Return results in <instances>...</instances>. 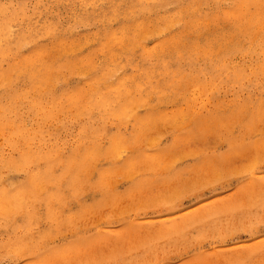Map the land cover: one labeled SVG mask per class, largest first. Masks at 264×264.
Returning <instances> with one entry per match:
<instances>
[{
  "label": "rangeland",
  "instance_id": "374dc122",
  "mask_svg": "<svg viewBox=\"0 0 264 264\" xmlns=\"http://www.w3.org/2000/svg\"><path fill=\"white\" fill-rule=\"evenodd\" d=\"M139 1L0 0V264H264L262 6Z\"/></svg>",
  "mask_w": 264,
  "mask_h": 264
},
{
  "label": "bare ground",
  "instance_id": "6f19581e",
  "mask_svg": "<svg viewBox=\"0 0 264 264\" xmlns=\"http://www.w3.org/2000/svg\"><path fill=\"white\" fill-rule=\"evenodd\" d=\"M98 1V0H97ZM129 1V0H128ZM135 1V0H134ZM137 1H139V0H136V2ZM105 2V1H104ZM125 2V1H124ZM130 2H132V1H130ZM140 2V1H139ZM199 2L200 1H197V0H191L190 2H189V5H187V6H189V8H188V11H192L193 13H195L196 12V6L199 4ZM251 2H252V4L254 3V0H251ZM96 3V2H95ZM107 3V2H106ZM133 3V2H132ZM170 3V2H169ZM237 3V2H236ZM245 3V2H244ZM246 3H248V1L246 2ZM259 3L261 4V6H262V13H260L261 14V16H262V19L261 20H257V21H255V18H252L251 16H249V14H247L241 7H238L235 11H234V13L232 14L233 16H235V17H241V18H244V20H246V22H245V25H247V26H251L252 27V29H255V28H257V29H261V30H263L264 29V0H259ZM137 4V3H136ZM143 4V3H142ZM115 5V4H114ZM128 5V4H127ZM134 5V4H133ZM144 5V4H143ZM145 5H147V3H145ZM236 5V4H235ZM256 5V3H254V5L253 6H255ZM6 6V5H5ZM130 6V5H129ZM186 6V7H187ZM153 7H155V6H151V8H153ZM1 8V7H0ZM116 8V7H115ZM130 8H131V6H130ZM133 8H135L134 10H133ZM132 8V10L130 11V12H132L133 14H134V11L136 12L135 14H137V11H139V10H137L136 9V7H133ZM140 8V7H139ZM144 9V7L143 6H141V9ZM148 8H150L149 6H148ZM235 8V7H234ZM259 8V7H258ZM6 9H7V6H6ZM21 9H22V7H21ZM119 9V8H118ZM142 9V10H143ZM181 9V8H180ZM182 9H184V8H182ZM251 9V8H250ZM15 10V9H14ZM18 10V9H17ZM146 10V9H145ZM153 10V9H152ZM151 10V11H152ZM229 10V9H228ZM231 10V9H230ZM41 11V10H40ZM43 11V10H42ZM176 11V10H175ZM174 11V12H175ZM21 12H23L22 10H21ZM117 12V11H116ZM125 12V11H124ZM143 12V11H142ZM180 12V11H179ZM178 12V13H179ZM182 12V11H181ZM191 12V13H192ZM257 12V11H256ZM13 13H15V12H13ZM178 13H176L177 14V16H178ZM258 13V12H257ZM6 14V13H5ZM123 14V13H122ZM170 14V13H169ZM172 15H173V13H171ZM175 14V13H174ZM23 15V14H22ZM21 15V16H22ZM167 14H165V16H166ZM172 15L170 16V17H172ZM13 16V15H12ZM21 16H19V17H21ZM40 16V15H39ZM165 16H163V17H165ZM216 16V15H215ZM1 17V16H0ZM7 17V16H6ZM10 17V16H9ZM8 17V18H9ZM118 17V16H117ZM126 17V16H125ZM138 17H143V16H138ZM153 17V16H152ZM169 17V18H170ZM183 17V16H182ZM105 18H106V16H105ZM128 18V17H127ZM144 18V17H143ZM142 18V19H143ZM189 18V17H188ZM257 18V17H256ZM259 18V17H258ZM110 19V18H109ZM148 19V18H147ZM174 19V18H173ZM179 19V18H178ZM195 19V18H194ZM4 20V19H3ZM105 20V19H104ZM156 20V19H155ZM160 20V19H159ZM158 20V17H157V21H159ZM166 20V19H165ZM167 20H168V18H167ZM174 20H176V19H174ZM183 20H184V18H183ZM7 21V20H6ZM13 21V20H12ZM148 21V20H147ZM173 21V20H172ZM189 21V20H188ZM138 22V21H137ZM136 22V23H137ZM160 22V21H159ZM179 22V21H178ZM182 22V21H181ZM194 22H196V21H193V23ZM155 23V22H154ZM173 23V22H172ZM176 23V22H175ZM190 23V22H189ZM2 24H3V26H1L0 27V32H2L3 34H4V36H5V38L7 39H9V40H11V38L13 39V38H16L17 39V36H15L11 31H10V29H9V26H8V22H2ZM141 24V23H140ZM170 24H171V22H170ZM134 25V24H133ZM136 25V24H135ZM155 25V24H154ZM159 26H160V24H158ZM186 26L188 25L187 23L185 24ZM50 26V25H49ZM132 26V25H131ZM148 26V25H147ZM145 27V29L146 28H148V27ZM151 26V25H150ZM149 26V27H150ZM14 27V26H13ZM53 27L54 26H52V28H50V29H53ZM189 27V26H188ZM135 28H137V27H135ZM158 29H159V27H157ZM194 28V27H193ZM47 29V28H46ZM186 29H188V28H186L185 27V31H186ZM240 29V28H239ZM49 30V29H48ZM123 30V29H122ZM141 30V29H140ZM51 31V30H50ZM146 30H144L143 29V26H142V30H141V32H145ZM192 31V30H191ZM247 31V30H246ZM140 32V31H139ZM15 33V32H14ZM134 33V32H133ZM180 34H181V32H180ZM180 34L178 35V36H180ZM183 34V33H182ZM249 34L252 36L253 34H254V30H251L250 32H249ZM248 34V35H249ZM119 35V34H118ZM187 35V34H186ZM255 35H257V34H255ZM110 36H112V34L110 35ZM109 36V37H110ZM177 36V37H178ZM185 36V35H184ZM119 37H120V35H119ZM126 37V36H125ZM175 37V36H174ZM181 37V36H180ZM179 37V38H180ZM2 38H3V36H2ZM15 39V40H16ZM119 39V38H118ZM9 40H7V42L9 41ZM114 40V39H113ZM112 39H109V43H106V45H109V47L110 48H108L109 50L111 49V41H113ZM120 40L122 41V37L120 38ZM170 40H171V38H170ZM176 40V39H175ZM184 40V39H183ZM30 41V40H29ZM173 41V40H172ZM123 42V41H122ZM167 42V41H166ZM179 42V41H178ZM181 43V42H180ZM175 44V43H174ZM173 44V45H174ZM4 45V46H3ZM3 45L2 46H0V54H4V52L6 51V50H8V45H10V43L7 45L6 43H3ZM164 46H165V43L163 44ZM171 45V44H170ZM175 46V45H174ZM177 46V45H176ZM170 47V46H169ZM18 48H21V46L19 47L18 46ZM166 49H168V48H166ZM174 49H175V47H174ZM15 52V51H14ZM40 52V51H39ZM52 52H54V51H52ZM263 52V51H262ZM10 54V53H9ZM5 55V54H4ZM3 55V56H4ZM149 55V54H148ZM1 56V55H0ZM203 56H205V54L203 55ZM5 57V56H4ZM111 57V56H110ZM143 57V56H142ZM0 58H2V57H0ZM18 58V57H17ZM148 58V57H147ZM205 58V57H204ZM209 58V57H208ZM3 59V58H2ZM1 59V60H2ZM16 59V58H15ZM149 59V58H148ZM146 60V59H145ZM23 61V60H22ZM6 62V61H5ZM8 62V61H7ZM13 62H14V60H13ZM12 62V63H13ZM19 62H21V61H19ZM1 63V62H0ZM11 63V62H10ZM71 63H73V62H71ZM139 63H141V62H139ZM67 64H69V63H67ZM260 64V63H259ZM85 65H86V63H85ZM143 65V64H142ZM78 66H79V64H78ZM145 66V65H144ZM259 66V65H258ZM263 66H264V64H263ZM8 67V66H7ZM28 67H29V65L28 64H25L24 65V70H27L28 69ZM35 67H36V70L39 68V71H41V68H40V66L38 65V63H36L35 64ZM72 67V66H71ZM140 67V66H139ZM143 67V66H142ZM151 67V66H150ZM164 67V66H163ZM19 68H21V67H19ZM18 68V69H19ZM54 68V67H53ZM79 68V67H78ZM154 68V67H153ZM165 68V67H164ZM211 68H212V66H211ZM223 68V67H222ZM257 68V67H256ZM4 69V68H3ZM106 69V68H105ZM194 69V68H193ZM104 70V69H103ZM146 70V69H145ZM148 70H150V69H148ZM167 70V69H166ZM197 70V69H196ZM210 70V69H209ZM223 70V69H222ZM255 70V69H254ZM20 71V73L21 72H23L22 70H19ZM153 71V70H152ZM151 71V72H152ZM165 71V70H164ZM260 71V70H259ZM138 72V71H137ZM149 72V71H148ZM151 72H149L150 74H152ZM156 72V71H155ZM163 72V71H162ZM211 72V71H210ZM255 72V71H254ZM44 73V72H43ZM139 73H140V71H139ZM165 73V72H164ZM264 73V72H263ZM253 74V73H252ZM259 74H261L260 72H259ZM2 75V74H1ZM37 73L36 74H32L31 76L32 77H34V78H36L37 77ZM46 75V74H45ZM52 75V74H51ZM140 75V74H139ZM146 75V74H145ZM188 75V74H187ZM190 75V74H189ZM25 76H27V75H25ZM147 76V75H146ZM158 76V75H157ZM156 76V77H157ZM162 77V76H161ZM160 77V78H161ZM191 77H192V75H191ZM198 77V76H197ZM40 78V77H39ZM133 78V77H132ZM148 78H149V76H148ZM155 78V77H154ZM178 78H180L179 76H178ZM177 78V79H178ZM37 79V78H36ZM41 80H43L44 78H40ZM147 79V78H146ZM145 79V80H146ZM159 79V78H158ZM40 80V81H41ZM151 80V79H150ZM149 80V82H151ZM153 80V79H152ZM166 80H167V78H166ZM16 81V80H15ZM122 81V80H121ZM189 81V80H188ZM224 81H226V80H224ZM3 82H4V80H3ZM106 82H107V80H106ZM119 82V81H118ZM148 82V81H147ZM154 82V81H153ZM160 82V81H159ZM169 82V81H168ZM167 82V83H168ZM171 82V81H170ZM175 82V81H174ZM191 82H193V81H191ZM12 83V82H11ZM41 83H43V82H41ZM177 83H179V82H177ZM156 84H157V82H156ZM2 85V84H1ZM116 85H118V84H116ZM123 84H121V86H122ZM159 85V84H158ZM174 85H176V84H174ZM3 86V85H2ZM6 86V85H5ZM111 86V85H110ZM120 86V89H119V91H118V98H120V96H122L123 98H124V102L122 103V104H120V106H119V109L120 110H118V111H121L122 112V114L121 115H126L128 112H129V110H131L130 108H131V104H135L136 103V101L134 102V101H132V100H130V98L128 97V91L127 92H125V91H123V87H121ZM142 86H144V85H142ZM145 86H147L148 87V85H145ZM150 87H151V89H153V87L151 86V85H149ZM11 87V86H10ZM27 87H29V86H27ZM172 87H174V86H172ZM113 88H114V85H113ZM128 88V87H127ZM139 88V87H138ZM185 88V87H184ZM4 89V88H3ZM27 89V88H26ZM115 89V88H114ZM129 89V88H128ZM131 89V88H130ZM129 89V90H130ZM145 89V88H144ZM159 89V88H158ZM175 89V88H174ZM173 89V90H174ZM12 90V89H11ZM116 90V89H115ZM20 91V90H19ZM112 91V90H111ZM146 91V90H145ZM17 92H18V90H17ZM16 92V93H17ZM31 92H34V90L33 91H31ZM37 92V91H36ZM38 93V92H37ZM129 93H131V92H129ZM140 93V92H139ZM143 93V92H142ZM30 94V93H29ZM35 94V93H34ZM102 94H105V93H103L102 92ZM116 94V93H115ZM180 94V93H179ZM187 94V93H186ZM22 95V94H21ZM101 95V94H100ZM109 95V94H108ZM111 95V94H110ZM172 95V94H171ZM12 96V95H11ZM29 95H27V97H28ZM31 96V95H30ZM77 96V95H76ZM105 96V95H104ZM113 96V95H112ZM175 96V95H174ZM14 97V96H13ZM18 98H19V96H17ZM34 97V96H33ZM106 97V96H105ZM121 97V98H122ZM168 97V96H167ZM114 98H116V97H114ZM12 99V98H11ZM13 99H15V98H13ZM99 99H100V97H99ZM105 99V98H104ZM132 99V98H131ZM175 99V98H174ZM112 100H113V98H112ZM112 100H110V101H112ZM115 100V99H114ZM120 100V99H119ZM24 101V100H23ZM27 101V100H26ZM31 101V100H30ZM35 101V100H34ZM37 101V100H36ZM104 101V100H103ZM116 101H117V99H116ZM116 101H114L115 103H116ZM121 101V100H120ZM33 101H31V103H32ZM105 102L107 103V100H105ZM13 103V102H12ZM14 103H15V101H14ZM36 103H38V101L36 102ZM112 103V102H111ZM33 104V103H32ZM38 105V104H37ZM108 105V104H107ZM112 105V104H111ZM116 105H117V103H116ZM136 105V104H135ZM33 106V105H32ZM55 106H56V104H55ZM103 106V105H102ZM114 106H115V104H114ZM113 106V107H114ZM129 106H130V108H129ZM134 106V105H133ZM189 106V105H188ZM40 106L38 105V108H39ZM52 107H54V106H51V108ZM113 107L111 108V110L113 109ZM57 108H58V105H57ZM108 108V107H107ZM115 108V107H114ZM109 110V109H108ZM117 110V109H116ZM200 112V111H199ZM183 114H185V113H183ZM182 114V116H184ZM116 115V114H115ZM114 115V116H115ZM124 115H123V117H124ZM113 116V115H112ZM137 117V116H136ZM135 117V118H136ZM180 118V117H179ZM139 120V119H138ZM141 120V119H140ZM123 121V120H122ZM89 135V134H88ZM98 137V136H97ZM120 140V139H119ZM114 143H116V142H114ZM115 145V144H114ZM115 147V146H114ZM107 152V151H106ZM116 152V151H115ZM112 154V153H111ZM117 154V153H116ZM111 156V155H110ZM48 162V161H47ZM44 177V176H43ZM29 193V192H28ZM9 196H10V194H9ZM25 196V195H24ZM5 198V197H4Z\"/></svg>",
  "mask_w": 264,
  "mask_h": 264
},
{
  "label": "snow or ice",
  "instance_id": "6c2138e0",
  "mask_svg": "<svg viewBox=\"0 0 264 264\" xmlns=\"http://www.w3.org/2000/svg\"><path fill=\"white\" fill-rule=\"evenodd\" d=\"M262 171H264V168H262ZM9 264H15V262H9ZM24 264H29L28 261H24ZM192 264H195V262H192Z\"/></svg>",
  "mask_w": 264,
  "mask_h": 264
}]
</instances>
